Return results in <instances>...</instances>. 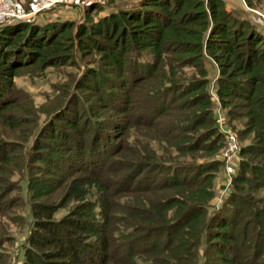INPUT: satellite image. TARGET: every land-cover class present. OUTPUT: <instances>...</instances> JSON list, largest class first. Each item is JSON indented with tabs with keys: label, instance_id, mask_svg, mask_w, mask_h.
<instances>
[{
	"label": "trees",
	"instance_id": "1",
	"mask_svg": "<svg viewBox=\"0 0 264 264\" xmlns=\"http://www.w3.org/2000/svg\"><path fill=\"white\" fill-rule=\"evenodd\" d=\"M33 21L0 25L1 119L13 105L8 94L19 67L66 64L76 47L97 53L114 75L100 80L89 70L80 88L123 122L95 120L89 129L75 102L70 115L58 118L63 128L51 124L43 136L48 143H39L35 160L48 167L50 147L56 146L76 160L82 174L69 180L57 204L34 203L30 246L42 248L52 264H190L204 241L223 264H237L244 252L258 259L264 250V204H252L243 188L264 186V32L235 18L223 0H136L129 10L89 27L77 24L73 32L68 22L48 28ZM205 55L217 68L218 102L230 118H244L241 134L250 136L239 150L231 192L209 215L219 164L212 155L221 134L211 115ZM185 66L193 69L188 79L182 77ZM129 126L146 128L165 142L169 163L146 145L118 141ZM85 134H92L88 141ZM6 160L5 150L0 161ZM3 189L0 185V197ZM66 204L69 214L53 219ZM29 253L23 264H33Z\"/></svg>",
	"mask_w": 264,
	"mask_h": 264
},
{
	"label": "rangeland",
	"instance_id": "2",
	"mask_svg": "<svg viewBox=\"0 0 264 264\" xmlns=\"http://www.w3.org/2000/svg\"><path fill=\"white\" fill-rule=\"evenodd\" d=\"M223 1L235 18L248 21L264 32V0ZM92 2H97L98 7L91 8ZM135 3L136 0L63 2L40 12L33 22L48 28L59 27L62 23L68 22L72 24L70 30L73 32L77 24L89 27L103 16L117 13L120 10H129ZM253 11L259 12L262 17L256 16ZM99 57L95 52L86 54L73 47L66 64L22 66L16 70L11 79L13 90L8 96L13 100V105L8 110H3L4 119L0 117V148L3 149L0 155L5 150L7 152V160L0 161V185L4 186L0 197V264H23L26 250H30L29 254H31L33 264H52L42 255V248L33 249L28 242L29 235L34 231L33 206L34 203L57 204L69 180L82 174V171L77 170L79 165L74 158H66V152L56 146L50 147L51 165L47 167L46 164L35 160L34 151L51 124L63 128L64 122L58 118L63 114L70 115L75 108L79 115L88 120L89 129L95 120L110 119L109 122H111L116 119L118 123L123 122V118L119 114L116 115L114 111L103 109L100 106L98 108L95 94L85 93L80 88L81 81L89 70L95 71L100 80L114 79V75L108 73L109 70ZM202 64L208 81L206 90L211 97V115L217 131L221 134L217 142V150L212 155V159L217 160L219 164L214 170L212 179L214 198L207 209L209 215L222 205L226 195L231 192V179L237 173L239 161L242 158L239 150L249 142L248 137L250 136L244 137L241 134L245 130L244 118H230L227 108L221 106L217 100L214 88L217 68L214 62L205 55ZM192 72L193 69L190 67H182L183 78L188 79ZM103 88L104 92L110 93L111 88L108 84H104ZM112 91L117 92L115 89ZM107 97L110 101L109 94ZM170 101L169 97L166 103ZM75 102L77 106L72 108ZM234 107L240 113L241 108ZM65 130L68 132V129ZM104 131L108 130L104 129ZM109 131L113 133L112 129ZM91 136L92 134H85L84 137L87 140ZM118 141L127 146L135 143L146 145L161 157L162 162L169 163V160L165 159L167 144L160 141L157 135L146 128L129 126L119 136ZM112 142L117 143L114 140ZM42 143L47 144L48 140L44 139ZM89 144H92L90 140ZM170 155L175 154L171 152ZM178 160L192 162L189 156H179ZM198 160L202 159H195V161ZM243 189V194L251 196L254 201L252 204L257 207L264 204V186L250 188L245 186ZM71 210L70 204H66L56 209L52 218L60 219L68 215ZM208 250L206 242H202L190 264H223ZM250 253L244 252L238 256L237 264H260L261 260L264 263V250L258 259L251 258Z\"/></svg>",
	"mask_w": 264,
	"mask_h": 264
},
{
	"label": "built area",
	"instance_id": "3",
	"mask_svg": "<svg viewBox=\"0 0 264 264\" xmlns=\"http://www.w3.org/2000/svg\"><path fill=\"white\" fill-rule=\"evenodd\" d=\"M78 0H0V25L14 21H32L47 8L63 2H77ZM262 17L259 12L253 11Z\"/></svg>",
	"mask_w": 264,
	"mask_h": 264
},
{
	"label": "water",
	"instance_id": "4",
	"mask_svg": "<svg viewBox=\"0 0 264 264\" xmlns=\"http://www.w3.org/2000/svg\"><path fill=\"white\" fill-rule=\"evenodd\" d=\"M14 22H17V21H14Z\"/></svg>",
	"mask_w": 264,
	"mask_h": 264
}]
</instances>
